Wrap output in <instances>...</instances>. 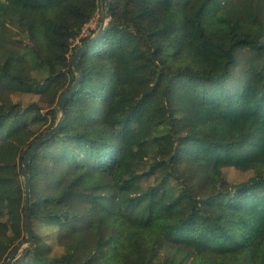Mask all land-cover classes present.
I'll list each match as a JSON object with an SVG mask.
<instances>
[{"label": "trees", "instance_id": "1", "mask_svg": "<svg viewBox=\"0 0 264 264\" xmlns=\"http://www.w3.org/2000/svg\"><path fill=\"white\" fill-rule=\"evenodd\" d=\"M8 2L0 165L22 166L62 115L59 100L78 76L72 58L91 38L81 32L101 3ZM110 3L107 25L78 58L82 77L59 129L29 159L32 242L11 264H264V0ZM200 17L216 19L212 32ZM11 93L39 98L20 108L3 97ZM157 95L163 104L148 122L165 130L143 141L138 168L122 174L124 150L111 137ZM32 114L45 125L37 135ZM15 119L31 138L23 146L6 137ZM225 168L251 175L232 183ZM22 213L24 227V205ZM36 227L51 229L63 252ZM16 245L0 228V264Z\"/></svg>", "mask_w": 264, "mask_h": 264}, {"label": "rangeland", "instance_id": "2", "mask_svg": "<svg viewBox=\"0 0 264 264\" xmlns=\"http://www.w3.org/2000/svg\"><path fill=\"white\" fill-rule=\"evenodd\" d=\"M0 5L6 9L11 8V4L8 0H0ZM103 14L104 10L102 9V6L99 5L95 16L84 26L80 39L90 35L93 37L96 34L101 25ZM200 22L206 33L212 32L216 25V19L213 17H200ZM107 23L108 21H106V25ZM93 32L95 33L93 34ZM15 37V31L8 29L6 32L7 40L11 41ZM80 39L74 40L72 47L79 46L81 44ZM3 97L10 101L12 105H17L20 108L27 107L31 103L36 102L39 98L38 95L20 93L4 94ZM162 104V96H155L148 105L146 112L141 115L137 122L131 126H124L122 124L118 125L116 133L111 137L113 149L122 148L124 150L121 169L122 174L135 171L138 168L143 150V141L149 135L154 134L157 131L165 130L159 125L151 127L148 122L149 115L159 109ZM46 111L47 110L45 109L41 110L40 114L45 116ZM31 121H38L37 127L33 129V132L36 135L43 131L45 125L42 120H39L38 114H32ZM22 126V121L20 119H15L5 131L7 139L15 141L20 146L25 145L31 140V138L23 132ZM1 150L2 146L0 139V154ZM20 166L19 163L15 166L0 165V178L7 180L4 185L0 186V228L14 241V244H18L26 236L23 227L22 207L24 203V189ZM224 173L228 181L232 183L244 181L251 175V172H242L235 168H225ZM159 178L160 173L157 172L152 176L150 182L156 183ZM35 230L39 233L43 232V239L46 240L47 243L52 244V251L54 254H60L63 252L64 249L59 245V240L57 241V236L54 235L51 229L45 228L41 230L36 227ZM21 252L18 254L17 258ZM166 255L167 251L162 250L160 252L161 259Z\"/></svg>", "mask_w": 264, "mask_h": 264}, {"label": "water", "instance_id": "3", "mask_svg": "<svg viewBox=\"0 0 264 264\" xmlns=\"http://www.w3.org/2000/svg\"><path fill=\"white\" fill-rule=\"evenodd\" d=\"M100 3L102 6V9L104 10V14L102 16L101 25L99 26L98 31L93 37L90 38V40L86 44L82 45L81 47L77 49V51L75 52L72 58V67L74 70L78 72V76L76 77L75 81L72 83L70 89L67 92H65L59 100L58 108L62 112V115L59 118L57 124L52 129H50L44 136L36 140L32 144L31 148L28 150V152L24 155L22 166H21V176L23 178V189H24V204H23L24 205V229H25L26 236L21 242H19L13 248L5 264H11L17 258L18 254L23 250V248L32 242L31 223H30V214H29V197H30L29 182H30V179L27 173L28 162H29L30 157L39 148V146L44 144L46 141H48L49 138L52 136V134L59 129L63 121V116H64L63 114L64 102L76 90V88L78 87L80 83L81 77H82V72L79 69L78 64H77L78 58L90 46V44L93 43L96 40V38L102 33V31L104 30L106 26V21H109L110 19V8H111L110 0H100Z\"/></svg>", "mask_w": 264, "mask_h": 264}]
</instances>
